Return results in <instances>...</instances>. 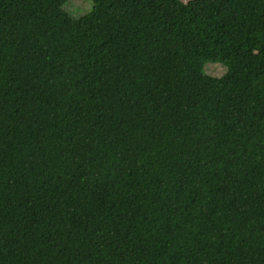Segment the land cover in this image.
Here are the masks:
<instances>
[{
    "label": "trees",
    "instance_id": "trees-1",
    "mask_svg": "<svg viewBox=\"0 0 264 264\" xmlns=\"http://www.w3.org/2000/svg\"><path fill=\"white\" fill-rule=\"evenodd\" d=\"M69 1L0 0V264H264V0Z\"/></svg>",
    "mask_w": 264,
    "mask_h": 264
},
{
    "label": "rangeland",
    "instance_id": "rangeland-1",
    "mask_svg": "<svg viewBox=\"0 0 264 264\" xmlns=\"http://www.w3.org/2000/svg\"><path fill=\"white\" fill-rule=\"evenodd\" d=\"M188 2L190 0H181ZM65 11L73 18H80L93 9L92 0H71L64 6ZM203 73L212 77H221L226 73V67L220 64L209 63L203 69Z\"/></svg>",
    "mask_w": 264,
    "mask_h": 264
}]
</instances>
